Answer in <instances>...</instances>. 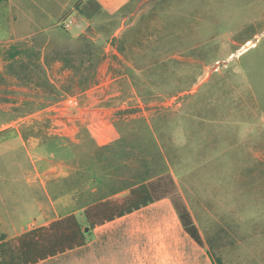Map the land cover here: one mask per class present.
<instances>
[{"label":"rangeland","instance_id":"374dc122","mask_svg":"<svg viewBox=\"0 0 264 264\" xmlns=\"http://www.w3.org/2000/svg\"><path fill=\"white\" fill-rule=\"evenodd\" d=\"M75 1L15 0L7 18L20 38L0 47L20 60L0 76V152L18 132L26 148L0 155L1 211L17 226L40 215L29 154L49 195L77 207L169 173L213 257L264 264V0H118L73 39ZM69 18L71 31H38Z\"/></svg>","mask_w":264,"mask_h":264},{"label":"crops","instance_id":"0c3cea01","mask_svg":"<svg viewBox=\"0 0 264 264\" xmlns=\"http://www.w3.org/2000/svg\"><path fill=\"white\" fill-rule=\"evenodd\" d=\"M119 4L120 1L118 2V0L75 1L70 12L79 11L86 20L82 28L77 29L74 35H70L71 38L83 37L90 29L95 31L94 24L100 28L106 27L105 25H108L107 23L116 14L115 12L118 10L116 8ZM14 8L15 0H0V42L2 39H8L15 44L20 38L15 35L17 29L12 30L7 24V18L11 16ZM15 20L17 21V18ZM124 22L116 29L112 37L118 35L119 31L123 29ZM61 26L62 23L59 22L52 27L40 28L38 31L41 33L55 32L56 28ZM6 47L3 49L0 47V76L1 79L11 80L13 76L9 74L6 68L9 64L18 62L20 55H16L15 52L10 55L11 57H8L5 54ZM248 48L249 46L244 47L240 53L248 50ZM4 89H6V85H0V91ZM2 95L0 93V97ZM19 141L26 148L24 137L18 132L17 135L13 134L6 140L7 149L16 150L17 147H14V144ZM6 150L0 152V155ZM49 155L55 158L53 154ZM29 159H31V165L23 170V175L27 185L35 193V199L31 205L37 208L40 215L26 221L25 225L21 222L17 226L15 222L13 223L11 215L6 216L0 209V238L5 236L7 240H14L26 232L49 226L54 221L70 215H81L83 220L80 222L85 226L83 212L91 205L77 207L70 200L71 198L68 199L66 196L59 199L52 198L46 185L40 184L37 180L42 175L46 176L47 173L41 174L39 172V168L35 165L30 154ZM0 203H4L1 194ZM56 207L60 210L58 217H54ZM123 254L128 256V264H216L213 255H211V249L205 245L200 246L185 231L171 198L162 199L133 214L97 227L84 247L68 251L38 264H119V259Z\"/></svg>","mask_w":264,"mask_h":264},{"label":"trees","instance_id":"16d2710c","mask_svg":"<svg viewBox=\"0 0 264 264\" xmlns=\"http://www.w3.org/2000/svg\"><path fill=\"white\" fill-rule=\"evenodd\" d=\"M65 146L52 141L48 153L55 158L62 156ZM151 179L142 176L126 186L129 194L122 202L110 199L123 190H112V194L97 200L83 212L85 226L76 215H70L54 221L49 226L40 227L22 234L14 240L0 238V264H38L47 259L64 254L87 245L92 232L100 226L144 209L157 201L171 198L176 183L171 174H160ZM174 207L185 231L200 245L204 240L193 217L180 196H173ZM88 229V232L86 230ZM216 264H224L215 258Z\"/></svg>","mask_w":264,"mask_h":264},{"label":"built area","instance_id":"2783aa9c","mask_svg":"<svg viewBox=\"0 0 264 264\" xmlns=\"http://www.w3.org/2000/svg\"><path fill=\"white\" fill-rule=\"evenodd\" d=\"M76 22V19L69 18L62 23V28L66 31H70L72 25Z\"/></svg>","mask_w":264,"mask_h":264},{"label":"water","instance_id":"95a60500","mask_svg":"<svg viewBox=\"0 0 264 264\" xmlns=\"http://www.w3.org/2000/svg\"><path fill=\"white\" fill-rule=\"evenodd\" d=\"M86 232H88V229L86 230Z\"/></svg>","mask_w":264,"mask_h":264}]
</instances>
